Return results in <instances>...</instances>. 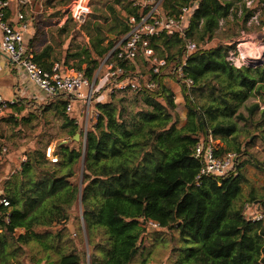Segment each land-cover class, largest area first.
I'll return each mask as SVG.
<instances>
[{
    "label": "trees",
    "instance_id": "trees-1",
    "mask_svg": "<svg viewBox=\"0 0 264 264\" xmlns=\"http://www.w3.org/2000/svg\"><path fill=\"white\" fill-rule=\"evenodd\" d=\"M68 1L58 0V4ZM121 1L126 14L134 12L130 0ZM192 1L163 0L162 5L175 12ZM238 1L241 0H197L191 8L184 34L200 46L186 57L184 70L193 80L190 87L173 72L184 58L183 36L175 32L151 37L150 45L167 61L158 75H150L156 86L113 90L95 98L92 106L99 116L87 128L83 147L82 140L75 138L82 133L81 126L76 116L65 110L71 96L59 94L39 103L40 118L52 109L54 116L62 118L65 133L79 147L58 143L59 159L53 164L45 159L42 149H33L27 151L26 160L18 166L8 157L21 149L12 151L8 146L6 159L11 167H18L0 184V195L10 202L9 222L0 219V264H13L16 250L11 247L30 241L56 251L59 264H83L84 250L69 244L62 231L70 228L69 212L77 199L81 205V227L90 247L89 264L132 262L141 248L142 235L149 228L148 220L176 233L175 264H264V194L252 189L245 195L242 192L243 165L250 161L264 170V159L247 150L256 139L264 146V108L251 100L258 89L255 74L260 70L236 68L228 63L226 55L232 40L207 46L215 38L220 20L227 25L241 20L240 25L244 26L251 10L242 3L238 14ZM97 2L104 3L110 21L106 23L108 17L103 16L104 25L93 16L92 22L83 25L89 45L69 53L78 59L70 67L90 79L101 58L128 30L126 15L115 8L120 0ZM44 56L46 50L34 52L33 59L49 69L52 64ZM125 77L133 78L127 73L116 81ZM166 77L175 79L183 92L187 120L181 127L176 125L173 94L163 84ZM127 92L132 93L133 105L139 102V109L126 111ZM118 93L122 98L115 96ZM30 103L36 102L24 101L13 107L22 112ZM29 113L30 117L38 116ZM25 115L11 114L0 121L27 124L31 119ZM209 137L220 142L216 144L217 154L235 152L237 158L224 175H204L196 184L200 162L192 156V150L201 138L207 141ZM77 171L81 173V187L69 181ZM248 209L260 210L262 218H249ZM15 229L23 231L17 233Z\"/></svg>",
    "mask_w": 264,
    "mask_h": 264
},
{
    "label": "built area",
    "instance_id": "built-area-1",
    "mask_svg": "<svg viewBox=\"0 0 264 264\" xmlns=\"http://www.w3.org/2000/svg\"><path fill=\"white\" fill-rule=\"evenodd\" d=\"M31 2L32 0H0V54L5 56L11 65L24 70L28 80L43 93L39 99L41 102L59 94H67L71 96L65 107L67 113H73L75 102L81 104L80 118L81 116L87 118L83 145L87 127L99 116L92 103L95 98L101 96V94L98 96L96 94L102 84H111L104 96L113 90H138L143 87L152 89L156 86V80L150 79V75H158L166 67L167 61L152 48L151 37L160 34L172 35L175 32L183 36L184 58L176 65L173 72L186 87L193 84V80L186 75L184 66L186 57L196 51L200 44L186 37L184 28L187 16L197 0L180 6L175 12L164 9L163 0H130L134 12L126 14L128 30L101 58L91 79L86 77L82 71L72 67L61 70L60 65L55 63L49 69H44L34 61V53L25 41V33L29 27L28 10ZM88 2L89 0H72L68 5L69 14L74 22L78 24L83 22L85 12L89 10ZM242 3L251 10L250 21L257 22L261 12L264 11V3L254 0H244ZM239 10L241 11V8ZM13 14L14 19L11 18ZM141 58L147 62V72H142L139 67L138 70L129 67V63H134ZM226 60L236 68L246 66L251 69L258 67L260 70L264 65V44L256 41L255 37L242 32L228 48ZM127 73H130L133 78L125 77L116 81L117 77ZM19 103V97L5 98L0 94V118L8 114V111L13 106H18ZM13 115L16 116L17 113L13 112ZM3 140L4 138L0 137V164H7L8 146ZM214 142L212 137H209L207 141L201 138L193 147L192 156L200 162L195 175L196 184L204 175L222 176L234 166L237 154L235 152L217 154ZM43 154L50 164L57 163L59 155L56 143L50 142L44 146ZM26 158L27 150L21 148L15 162L19 166ZM17 167L10 166V171L9 169L6 171H9L8 175L7 173L5 175H11ZM246 206L248 207L249 204ZM9 213L10 202L0 195V219L8 223ZM248 217L259 220L262 218V213L260 210L253 209ZM146 224L151 228H158V223L155 221L148 220ZM15 231L19 230L15 229Z\"/></svg>",
    "mask_w": 264,
    "mask_h": 264
},
{
    "label": "rangeland",
    "instance_id": "rangeland-1",
    "mask_svg": "<svg viewBox=\"0 0 264 264\" xmlns=\"http://www.w3.org/2000/svg\"><path fill=\"white\" fill-rule=\"evenodd\" d=\"M72 0H69L67 4L59 5L58 0H50L47 1L49 6H56L55 9L46 8L42 10L41 14L35 16L32 14V25L33 30L35 32V42H36V51L40 53L43 50L48 51V55L50 56L52 61L57 60H65L71 61V64H75L78 60L69 56V53H73L76 50H80L83 47L88 46L89 44V36L86 33V29H84L83 25H86L87 22L93 21V16L99 17V21L106 25L111 19V15L105 9V6L102 3H98L97 0H89V10L85 12L84 20L81 24L74 22L71 19V16L68 11V5ZM263 2L264 0H254ZM102 2H108V0H102ZM110 2V1H109ZM124 1L120 0L118 5H115V8L125 16V12L122 10V5H124ZM36 4V8L37 9ZM124 12V13H123ZM103 16H107L108 20L106 23L103 21ZM61 21L64 23L61 24ZM241 20H238L232 24H222L216 30L215 38L207 44V46H212L217 44V42H224V40H232L235 41L242 32H244L248 36L255 37V40L264 44V13L255 21H245L244 26L240 25ZM32 30V29H31ZM109 37L112 34H108ZM112 35L110 38H113ZM232 45V44H231ZM33 46V44H32ZM140 70L142 72H147L148 66L143 61L138 62ZM74 68V67H72ZM75 69V68H74ZM261 73V74H260ZM256 75L255 85L258 88L254 96L251 98L252 101H258L261 108H264V65L261 69V72ZM258 86H261L259 88ZM111 86L106 87V83L102 84L97 92V94H102V96L107 93V90ZM116 97L123 96L118 93L115 95ZM132 93L127 92L125 94L124 107L126 111L137 110L138 106H141L139 102L137 105H133ZM35 101V99L33 100ZM39 100L38 102H40ZM162 102V100H160ZM22 102L19 103V105ZM178 104V103H177ZM18 105V106H19ZM17 106V107H18ZM41 106L39 103H30L27 105L22 112H18L16 108H12L8 111V114L5 116H9L16 112L17 115L22 113L26 114L31 121L29 123H22L19 125H14L13 122L8 121H0V134L3 135L4 143L11 147V150H17L21 148H25L28 152L33 149H42L50 142H55L56 145L58 143L64 142L70 148H78L79 143L75 142L68 137L65 133L66 128L62 127V118L60 116H54L51 110H47L46 113L43 114V117L40 118L41 114ZM84 111V110H83ZM176 111V110H175ZM33 112L36 115L30 117V113ZM82 112V111H81ZM84 113V112H83ZM176 116V125L178 127L183 126L186 123V119L179 115L178 111L175 112ZM82 115V114H81ZM185 117H187V113H185ZM86 116H81L80 118V126L82 129V133L75 136L76 140H82L83 147V134L86 127ZM88 128V127H87ZM251 135L250 138H252ZM242 139L245 138V132L241 135ZM249 138V139H250ZM66 140V141H63ZM217 142V140H215ZM19 144V147L16 149V146ZM248 152L253 154L255 157L259 159H264V146L262 145L260 139L254 140L251 145L247 147ZM17 152H12L8 159L16 161ZM10 164H0V184L9 176H6V171L9 169ZM16 170H13L14 173ZM242 172L245 177V181L242 183V192L245 195L248 190H253L255 193L263 195L264 194V170H261L254 166L250 161L246 162L242 167ZM69 181L75 184H78L80 187L81 181V173L77 171V173L69 178ZM258 200H255L254 203H257ZM248 212L251 210L248 209ZM70 228L63 229V233H66V236L69 241V244H74L76 246L81 247L84 250V260L83 264H89V252L90 247L86 242V234L82 226V220L80 217L81 214V205L80 199L74 203L72 208L70 209ZM78 216L80 219L78 220ZM80 223V225H79ZM149 227V226H148ZM59 226L51 229V231H56ZM23 229L17 231V233L22 232ZM63 238V239H64ZM62 246V242H60ZM178 246V239L175 232L171 230L161 229V228H147L146 232L142 235L140 250L134 260L129 264H175L178 254L174 250ZM12 249L16 250V255L13 257V264H59V254L54 250H46L43 249L39 244L34 241H30L26 245L23 244H14Z\"/></svg>",
    "mask_w": 264,
    "mask_h": 264
},
{
    "label": "crops",
    "instance_id": "crops-1",
    "mask_svg": "<svg viewBox=\"0 0 264 264\" xmlns=\"http://www.w3.org/2000/svg\"><path fill=\"white\" fill-rule=\"evenodd\" d=\"M243 1L244 0L235 2V4H237V6H238V8H237V13L238 14L241 13V11L239 9H240L241 4H242ZM37 2H38L37 3L38 4L37 5V9H35L36 5H35L34 0H32V2H31V6H30V8L28 10V16L30 18L29 27H28L27 32L25 33L26 44H27L28 48L33 53L34 52L38 53V52L36 51V42H35L36 40H35V32L33 30V25H32V20H33L32 14H35V16L38 15V14H41L43 8L44 9H46V8L55 9L56 8V6L54 5V2L52 3L53 6L47 5L48 2H45V0H37ZM116 5H118V4H116ZM263 13H264V11L261 12L260 16H262ZM125 15H126V13H125ZM14 16L15 15L13 14L11 18L14 19ZM250 16H249V18L247 20L248 22L250 21ZM63 23L64 22L61 21V24H63ZM222 24H223V20H220L219 26L222 25ZM32 44H33V46H32ZM49 57L50 56L48 55V51H47V56L43 57V59L45 61L51 63L52 65L55 64V63L59 64L60 67H61V70H64L65 68H71L70 67L72 65V64L70 65L71 61H69V62L65 61V60L52 61L51 58H49ZM141 61H143L144 63L147 64V62H145L141 58L140 60H137L134 63H132V62L129 63V67L132 68V69L135 68V70H138V67H139L138 62H141ZM261 68H260V72H261ZM256 75L257 74H255V79H256ZM163 84L173 94V100H174V103L176 104L175 110L178 111V113H179V115H181V117L186 119L185 113H187V109L185 107L183 92H182L180 84L175 79H172L170 77H166L163 80ZM0 94L2 96H4L5 98H11V97H14V96L15 97H19L20 102H22V103L24 101H29V102H33V103L36 102V103H41L42 104L41 101L40 102H38V101H39L40 97L43 95V93L35 85H33L28 80L27 75L24 72V70H22L21 68H17L15 66L11 65L7 61L5 56H3L2 54H0ZM34 99H35V101H33ZM81 107L82 106H81L80 103H78V102L74 103L73 114L76 116V121L79 124H80V110H81ZM214 143H215V145L216 144H220V142L218 140H217V142L215 141Z\"/></svg>",
    "mask_w": 264,
    "mask_h": 264
},
{
    "label": "water",
    "instance_id": "water-1",
    "mask_svg": "<svg viewBox=\"0 0 264 264\" xmlns=\"http://www.w3.org/2000/svg\"><path fill=\"white\" fill-rule=\"evenodd\" d=\"M78 135V134H77Z\"/></svg>",
    "mask_w": 264,
    "mask_h": 264
}]
</instances>
